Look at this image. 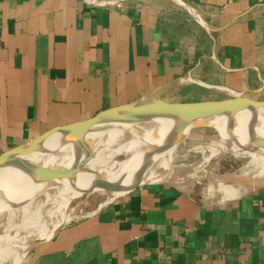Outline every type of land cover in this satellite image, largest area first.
Returning <instances> with one entry per match:
<instances>
[{"label": "crops", "instance_id": "obj_1", "mask_svg": "<svg viewBox=\"0 0 264 264\" xmlns=\"http://www.w3.org/2000/svg\"><path fill=\"white\" fill-rule=\"evenodd\" d=\"M180 1L218 30L173 0H0V155L142 97L264 101V0ZM22 260L264 264V187L214 202L148 184L59 227Z\"/></svg>", "mask_w": 264, "mask_h": 264}, {"label": "water", "instance_id": "obj_2", "mask_svg": "<svg viewBox=\"0 0 264 264\" xmlns=\"http://www.w3.org/2000/svg\"><path fill=\"white\" fill-rule=\"evenodd\" d=\"M83 1L91 5L106 6L124 0ZM173 1L192 13L196 17L198 23L208 33L218 30L207 27L196 12L188 5L180 0ZM257 111L264 112V101L253 100L243 94L223 100L188 103H168L157 99L142 97L132 103L103 111L86 121L55 127L34 138L30 142L0 155V182H2V180L11 182L15 179L28 182H25L23 187L20 186L23 190L21 194L14 195L10 199L3 191L4 188L0 189V213L3 211L16 210L23 203L45 193L42 190H36L34 192L35 188L43 186L47 192L52 185L60 181L71 183L72 185L73 180L79 174H88L90 178L87 180L85 189L77 191L79 194L75 197L94 192L124 194L152 183H166L173 187L181 188L178 185L168 182L166 180L167 174L163 177L154 178L148 183L145 182L147 179L144 181L142 180L147 170L151 169L153 164L157 162L161 156L167 154V152L173 151L169 157V167L171 166L175 150L178 145L182 143L179 142L180 136L185 129L193 126L191 127L192 134H190L185 141L209 143L219 140L220 134L216 129L201 123L202 120L214 116H225L230 118L233 114L240 112L254 114ZM156 119L170 120L173 122L174 126L163 139V143L160 145H153L149 150L141 154L139 160H137L136 173L130 182L122 184L119 181H111L105 178V174L100 175L90 171L89 165L93 160V154H95L93 148L100 138L112 131L127 130L133 125L151 122ZM195 129H212L215 133L201 136L193 132ZM138 134L142 135L143 132L139 131ZM224 135L231 141L238 142L230 128L225 130ZM133 138H135L136 141L139 140L138 135L135 137L133 136ZM242 147L252 152L256 150L264 151V137L256 135L249 130L242 142ZM62 148L69 151L72 155L73 161L70 164H35L29 159L32 156L38 155L47 156L61 154ZM113 157L114 156L110 157V159H113ZM234 178L233 175H225L212 179L220 183H228ZM240 180H242V178H240ZM249 181L254 185H258V187H264V182ZM249 181L245 182L248 183ZM7 184L8 183H5V186H8Z\"/></svg>", "mask_w": 264, "mask_h": 264}, {"label": "bare ground", "instance_id": "obj_3", "mask_svg": "<svg viewBox=\"0 0 264 264\" xmlns=\"http://www.w3.org/2000/svg\"><path fill=\"white\" fill-rule=\"evenodd\" d=\"M201 123H204V125L206 124L219 132L220 138L218 141L214 142L218 146L223 141L227 143L226 145L230 144V142L228 144L227 141L231 140L224 135L225 130L228 128L233 131L239 142V145H237L238 142L235 141V146H240V143L242 144L249 130H251L256 135L264 137V112L262 111H257L254 114L248 112H240L237 114H233L230 118H227L225 116H214L212 118H206L202 120ZM173 126L174 124L170 120L156 119L151 122H143L133 125L127 130H115L110 132L107 137L100 138L96 142L94 147V151L96 150V152L95 154H93V160L89 165L90 171H93L94 173L100 175L105 174V178L111 181H119L122 184L130 182L136 173L137 160H139L141 154L149 150V148H151L153 145H160L161 143H163V139L168 135ZM191 127L185 129L182 132L179 140L180 143L184 142L186 138L190 134H192ZM139 131L143 132V134H138ZM130 133L134 137L138 135L139 140L136 141ZM225 149H227V147ZM212 150L209 149L210 153H213ZM172 152L173 151L167 152V154L161 156L158 159L159 163L157 164L158 166L156 165L157 168L162 167L164 169H168L170 165L169 157ZM60 153L61 154L47 156H32L29 159L35 164L67 165L73 161V157L69 151L62 148ZM120 153H122L125 157L123 161L116 162L113 159H110V157ZM251 153L255 154V156L251 160V163L255 168L259 169L258 175L253 176L258 179L264 180V151L256 150L253 152L251 151ZM151 177L159 178V176L155 174L152 168L147 170L142 181ZM89 178L90 176L88 174H79L73 180L72 185L71 183L69 184L62 181L55 184V190L57 189L56 199L54 200V202H52L53 204L49 210V213H51V215H54V219L52 222L53 226L51 228L47 224V218H45V215H43L45 201L41 199L42 197L36 196L35 198L23 203L16 210L0 213V227L5 228L3 236L0 237V260L2 262L5 261L4 263L6 264H18L22 260L25 252L34 244L35 240H41L44 237H50L56 225H58L60 221L65 218L64 213L60 212V214H58L62 207V204H67V202H69V199L77 196L79 194L77 191L84 190ZM25 182L27 181H20V179H15L11 182L2 180V182H0V189L4 188L3 191L10 199L14 195H19L22 193L23 190L20 188V186L23 187V184ZM5 183H8V186H5ZM15 184L18 185L16 186ZM229 186L222 190L224 193L222 197H224L225 200L237 197L247 190V188L243 186ZM36 190H42L46 192L43 186L35 188L34 192ZM209 190L210 189H208V192ZM111 195L114 199V197H117L121 194L111 193ZM111 199H108V201L106 202H109ZM13 228H18V231L16 229L15 231H13ZM12 231L14 232L13 234ZM24 248H26V250L23 252L22 250H24Z\"/></svg>", "mask_w": 264, "mask_h": 264}, {"label": "rangeland", "instance_id": "obj_4", "mask_svg": "<svg viewBox=\"0 0 264 264\" xmlns=\"http://www.w3.org/2000/svg\"><path fill=\"white\" fill-rule=\"evenodd\" d=\"M224 97V94H220V96H215V98ZM193 132L201 136L211 135L215 133L212 129H195ZM107 136L108 134L104 135V137L102 138H105ZM214 142L215 141L209 143H198L184 141L179 144L176 148L171 162V167H168V169H164L162 167L157 168V164L159 163V161H157L153 164L152 169L155 174H157L159 177H163L167 174L166 180L168 182L174 185H178L182 189L192 191L197 197L214 202L225 200L224 197H222L224 195L222 190L228 187L229 185V187H231V185L233 187L243 186L247 188L246 191H249L258 187V185L252 184L249 180L256 182H264L263 179H258L254 177L257 176L259 173V169L255 168L251 163L252 158L255 156L254 153H251L250 150L243 148L241 143L240 146H235L234 143L236 142L227 141L228 144L229 142L230 144L226 145L227 143L223 141L218 146ZM212 145H215L216 148ZM237 145H239V143H237ZM223 146L225 148L227 147V149H225ZM209 149L217 150H212L213 153H210ZM94 152H96V150ZM124 159L125 157L122 154L113 157V160L116 162H121ZM225 175H233L235 178L228 183H220L212 179ZM240 178H242V180H240ZM152 179L154 178H147L145 182L148 183ZM245 181L249 182L246 183ZM55 184L49 188L47 193L45 192L37 196L42 197L41 199L45 201L43 215H45V218H47V224L50 228L53 226L52 222L54 219V215H51V213H49V210L53 204L52 202H54V200L56 199L57 194V189L55 190ZM208 189H210L209 192ZM111 198L112 195L109 192H94L69 199V202H67V204H62V207L58 213H64L65 218L62 219L58 225H56L52 233H54L59 227L65 225L66 223L72 222L76 219L82 218L88 214L97 211L98 209L106 205L108 203L106 201ZM5 212L6 211H3L1 213ZM4 229V227H0V237L3 236L5 232ZM15 229L18 231V228H13L12 230L15 231ZM13 231L12 234L14 233ZM39 241L40 239L35 240L34 243ZM25 250L26 248H24V250L22 251L24 252ZM4 262L0 260V264H6Z\"/></svg>", "mask_w": 264, "mask_h": 264}]
</instances>
